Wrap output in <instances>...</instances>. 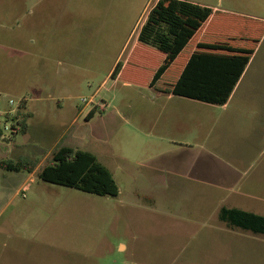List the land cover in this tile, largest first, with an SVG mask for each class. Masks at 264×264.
I'll use <instances>...</instances> for the list:
<instances>
[{"label":"rangeland","instance_id":"374dc122","mask_svg":"<svg viewBox=\"0 0 264 264\" xmlns=\"http://www.w3.org/2000/svg\"><path fill=\"white\" fill-rule=\"evenodd\" d=\"M155 1L0 0V95L26 98L33 116L26 135L2 132L0 160L37 161L32 174L0 169V264H264V236L221 229L216 213L226 201L264 216V139L230 121L252 116L150 89L163 55L149 47L110 77ZM186 1L264 29V0ZM260 45L253 93L226 108L264 105ZM58 146L93 154L118 196L40 181Z\"/></svg>","mask_w":264,"mask_h":264},{"label":"trees","instance_id":"16d2710c","mask_svg":"<svg viewBox=\"0 0 264 264\" xmlns=\"http://www.w3.org/2000/svg\"><path fill=\"white\" fill-rule=\"evenodd\" d=\"M211 17L212 23L203 29ZM257 22L236 14L214 12L186 0H156L139 27L137 43L126 64L117 62L110 77L123 76L129 64L143 66L144 58L151 54L145 50L149 47L163 55L149 82L150 89L223 106L264 36V29ZM24 106L22 99L14 117L17 128L10 136L25 133L31 116L23 111ZM95 111L92 109L86 118ZM2 135L0 127V140ZM50 155L37 174L40 181L99 197L118 196L119 188L112 174L90 152L58 146ZM36 167L37 161L32 158L0 160V169L7 172L32 174ZM218 220L229 230L264 236V216L222 207Z\"/></svg>","mask_w":264,"mask_h":264},{"label":"crops","instance_id":"0c3cea01","mask_svg":"<svg viewBox=\"0 0 264 264\" xmlns=\"http://www.w3.org/2000/svg\"><path fill=\"white\" fill-rule=\"evenodd\" d=\"M190 2V1H189ZM202 6H205V7H209V6H206V5H202ZM211 8V7H209ZM214 12H218V13H225V14H233V12H229L227 10H219V9H216V8H211ZM213 17V16H212ZM212 17L210 18V20L207 21V23L205 24V26L203 27V29H206L207 26L212 23L211 19ZM217 25V24H216ZM264 37V36H263ZM260 43L258 45V49L260 47ZM255 50L252 58L249 60L244 72L242 73L238 83L236 84L233 92L231 93L230 95V98L229 100L227 101V103L234 99L235 97H237L238 99H243L245 98L246 96L250 95L253 90V85H254V80L256 78L257 75H260L261 74V71L257 68H255L254 66V58H255V53L257 52V50ZM256 85V84H255ZM254 85V86H255ZM161 94V93H160ZM25 100V108H24V112L26 113H29L30 114V118L28 119V121L26 122V130H25V133L22 134V135H26V133L28 132L29 130V121L33 118L32 116V113L28 111V108H27V105H28V101L26 98H23ZM226 103V104H227ZM225 104V105H226ZM223 105L222 106V110L224 111L225 114L229 115V116H233V117H236V116H252L251 118H240L239 117V120L236 119V118H231L230 121L232 123H235V122H238L241 124V127H245V126H248V125H252V132H251V135H252V139L253 140H261V139H264V105H259V106H256V107H251V108H237V109H228L226 108V106ZM238 124V126L240 125ZM256 126V127H255ZM10 141L9 139L7 138H3L1 139V141ZM239 140H241V135H239ZM252 140L253 143H255L254 141ZM20 158V157H18ZM182 184V182H180V180H177L176 178L173 179V181H171L169 183V190L172 188V190H175V194L174 195H178V191H179V187L180 185ZM238 182H234V186H239L237 185ZM183 185V184H182ZM225 203V204H224ZM230 204H228V202L226 201H223L221 203V206L216 210V208L219 206L218 203L215 205L214 209L216 210V213H217V220H218V212L220 210V208L222 207H226V208H235V209H239V210H243V209H240V208H236V207H230L229 206ZM153 206L152 204H150V207L153 209ZM168 210H172V208H169ZM245 211V210H243ZM255 214V213H254ZM218 226L222 228H224L225 230L229 231L228 228H226V226L221 223L219 220H218ZM223 229V231H225ZM230 232H234L232 230H230Z\"/></svg>","mask_w":264,"mask_h":264},{"label":"built area","instance_id":"2783aa9c","mask_svg":"<svg viewBox=\"0 0 264 264\" xmlns=\"http://www.w3.org/2000/svg\"><path fill=\"white\" fill-rule=\"evenodd\" d=\"M19 104L20 102L15 103L12 99L0 95V127L2 132L6 133L8 136H10L13 128H17L14 117L17 113ZM3 138L5 137L3 136Z\"/></svg>","mask_w":264,"mask_h":264},{"label":"water","instance_id":"95a60500","mask_svg":"<svg viewBox=\"0 0 264 264\" xmlns=\"http://www.w3.org/2000/svg\"><path fill=\"white\" fill-rule=\"evenodd\" d=\"M4 137L8 139V137H7V136H4Z\"/></svg>","mask_w":264,"mask_h":264}]
</instances>
